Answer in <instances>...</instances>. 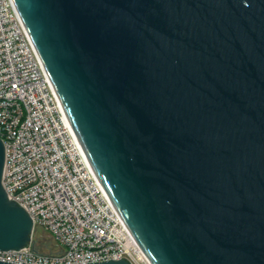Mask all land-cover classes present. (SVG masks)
<instances>
[{"label":"water","instance_id":"1","mask_svg":"<svg viewBox=\"0 0 264 264\" xmlns=\"http://www.w3.org/2000/svg\"><path fill=\"white\" fill-rule=\"evenodd\" d=\"M12 1L148 260L264 264V0ZM4 166L0 138V250L20 249Z\"/></svg>","mask_w":264,"mask_h":264},{"label":"built area","instance_id":"2","mask_svg":"<svg viewBox=\"0 0 264 264\" xmlns=\"http://www.w3.org/2000/svg\"><path fill=\"white\" fill-rule=\"evenodd\" d=\"M0 138L2 184L45 229L55 250L32 240L0 250L18 264H82L127 258L152 264L142 252L92 167L12 0H0Z\"/></svg>","mask_w":264,"mask_h":264},{"label":"rangeland","instance_id":"3","mask_svg":"<svg viewBox=\"0 0 264 264\" xmlns=\"http://www.w3.org/2000/svg\"><path fill=\"white\" fill-rule=\"evenodd\" d=\"M33 240L37 249L43 252L55 250V242L50 234L43 228H37L33 234Z\"/></svg>","mask_w":264,"mask_h":264},{"label":"trees","instance_id":"4","mask_svg":"<svg viewBox=\"0 0 264 264\" xmlns=\"http://www.w3.org/2000/svg\"><path fill=\"white\" fill-rule=\"evenodd\" d=\"M37 249V248H36ZM38 251H40L39 249H37ZM41 252H43V251H41Z\"/></svg>","mask_w":264,"mask_h":264}]
</instances>
